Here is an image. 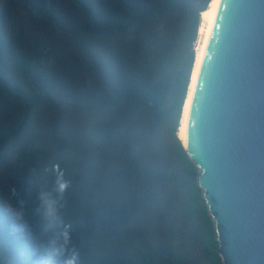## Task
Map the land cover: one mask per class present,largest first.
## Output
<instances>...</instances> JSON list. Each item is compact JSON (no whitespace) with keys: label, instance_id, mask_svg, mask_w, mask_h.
Instances as JSON below:
<instances>
[{"label":"trees","instance_id":"trees-1","mask_svg":"<svg viewBox=\"0 0 264 264\" xmlns=\"http://www.w3.org/2000/svg\"><path fill=\"white\" fill-rule=\"evenodd\" d=\"M192 4L0 0V109L23 108L0 125V264H134L126 232L179 177L139 158L162 140L178 72L160 46L129 57L127 37ZM161 264L201 263L170 249Z\"/></svg>","mask_w":264,"mask_h":264},{"label":"water","instance_id":"water-1","mask_svg":"<svg viewBox=\"0 0 264 264\" xmlns=\"http://www.w3.org/2000/svg\"><path fill=\"white\" fill-rule=\"evenodd\" d=\"M184 147L224 264H264V0H221Z\"/></svg>","mask_w":264,"mask_h":264},{"label":"rangeland","instance_id":"rangeland-1","mask_svg":"<svg viewBox=\"0 0 264 264\" xmlns=\"http://www.w3.org/2000/svg\"><path fill=\"white\" fill-rule=\"evenodd\" d=\"M192 3V13L177 20L148 21L146 26L127 37L132 43L129 57L160 46L167 50V61H171L172 67L178 72L175 98L164 114L162 140L142 151L139 158L152 176L161 173L179 177L175 187L153 216L136 230L126 232L124 240L134 250V264H161L163 255L170 249H182L197 257L201 264H224L217 250L215 221L198 183L200 170L188 156L185 145L178 137L184 98L187 96L195 63L194 53L201 42L199 30L203 20L202 13L208 7L209 0H192ZM182 18L188 20V23L182 22ZM175 28H179V31L170 39L169 32ZM189 72L190 80L185 89ZM22 109L20 105L13 103L1 108L0 125L19 121ZM66 126L58 124L57 129L60 133H65L69 131Z\"/></svg>","mask_w":264,"mask_h":264},{"label":"bare ground","instance_id":"bare-ground-1","mask_svg":"<svg viewBox=\"0 0 264 264\" xmlns=\"http://www.w3.org/2000/svg\"><path fill=\"white\" fill-rule=\"evenodd\" d=\"M220 2L221 0H212L210 5H208L207 10H204L202 13L203 20L200 26L201 42L195 53V63L192 69L191 82L189 83L187 99L185 98L184 101L183 114H181L180 127L178 130V135L184 145H186L189 114L191 112L192 100L194 99L195 86L198 82L200 67L207 49L208 39L211 35L213 22L215 21Z\"/></svg>","mask_w":264,"mask_h":264}]
</instances>
